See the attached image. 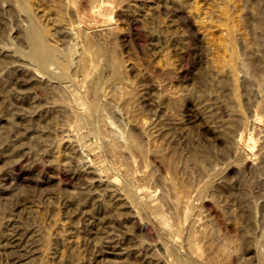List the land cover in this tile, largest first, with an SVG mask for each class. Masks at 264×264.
Instances as JSON below:
<instances>
[{
	"label": "rangeland",
	"instance_id": "374dc122",
	"mask_svg": "<svg viewBox=\"0 0 264 264\" xmlns=\"http://www.w3.org/2000/svg\"><path fill=\"white\" fill-rule=\"evenodd\" d=\"M0 264H264V0H0Z\"/></svg>",
	"mask_w": 264,
	"mask_h": 264
},
{
	"label": "bare ground",
	"instance_id": "6f19581e",
	"mask_svg": "<svg viewBox=\"0 0 264 264\" xmlns=\"http://www.w3.org/2000/svg\"><path fill=\"white\" fill-rule=\"evenodd\" d=\"M29 39H30V37H29ZM32 41H34L35 46H36V50H38V52H39V55H40L39 57H40L41 62L45 63L51 56L47 46L44 43H42V41L39 38V36L35 37V39L32 40ZM131 144L134 145L133 142Z\"/></svg>",
	"mask_w": 264,
	"mask_h": 264
}]
</instances>
